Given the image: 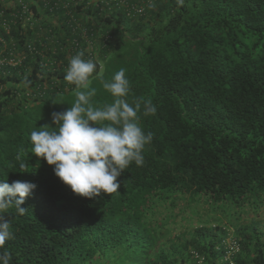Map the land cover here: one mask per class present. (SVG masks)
Masks as SVG:
<instances>
[{
  "label": "trees",
  "instance_id": "16d2710c",
  "mask_svg": "<svg viewBox=\"0 0 264 264\" xmlns=\"http://www.w3.org/2000/svg\"><path fill=\"white\" fill-rule=\"evenodd\" d=\"M90 11V69L0 23V264H264V0Z\"/></svg>",
  "mask_w": 264,
  "mask_h": 264
},
{
  "label": "built area",
  "instance_id": "2783aa9c",
  "mask_svg": "<svg viewBox=\"0 0 264 264\" xmlns=\"http://www.w3.org/2000/svg\"><path fill=\"white\" fill-rule=\"evenodd\" d=\"M138 2L129 3L127 0H41L42 10H47V12L54 14L52 19H49L51 26H43L42 22H48V19L45 17L47 13H36L30 7V4L26 0H0V5L5 6L0 11V23L1 25L8 30V22H16L20 20L22 25L27 26H37L36 34L41 36L45 41L40 40V45L43 49L39 50L38 54L45 56V51H49L50 48L48 45L54 44V47L51 49V54H56L59 49L63 56L59 58H48L46 62L49 64H55L56 66L64 65V61L67 60L70 67L79 66L82 62L89 69L93 67L95 59L96 46L95 42L92 39V27L91 23L95 25L93 20L94 16L92 15L93 11L87 12L89 9H96L102 11L105 15L109 13L112 5L118 4L119 6H124L128 9V13L135 15L143 11L146 4H151L155 0H137ZM85 3V4H84ZM15 4L18 8L15 11H9L10 19L4 16V11L6 8H11ZM107 6V8H106ZM132 10H130V9ZM10 10V9H9ZM56 10H59L57 13ZM56 11V12H55ZM63 17V22L65 26L59 27L57 32H59L61 37H65L63 41L61 39H55L51 29L55 28L56 22H58L59 17ZM92 21V22H91ZM89 26V27H88ZM80 40L78 41L76 36ZM109 35H105L104 38L107 39ZM55 39V41L53 40ZM48 44V45H47ZM84 44V45H83ZM28 51L33 53L35 47L32 44H28ZM4 50L0 51V64H8L15 66L20 64L24 59L25 53L19 54L14 52L13 49L8 50V56L1 55ZM98 65L99 62H96ZM224 246L225 254L224 259L229 260V264H234L233 254L238 251L237 242L234 238L227 239L226 237L222 241ZM193 258L197 260L198 264H204L203 256L194 252Z\"/></svg>",
  "mask_w": 264,
  "mask_h": 264
},
{
  "label": "rangeland",
  "instance_id": "374dc122",
  "mask_svg": "<svg viewBox=\"0 0 264 264\" xmlns=\"http://www.w3.org/2000/svg\"><path fill=\"white\" fill-rule=\"evenodd\" d=\"M118 35L116 32L114 33V41H116L118 38ZM124 39V38H123ZM1 91V89H0ZM174 232H178L177 230H175ZM173 235V234H172ZM226 238L229 239V238H234V230L233 229H227V232H226Z\"/></svg>",
  "mask_w": 264,
  "mask_h": 264
}]
</instances>
